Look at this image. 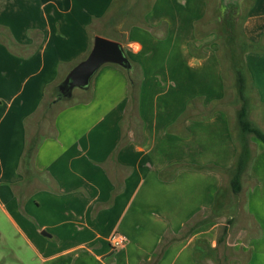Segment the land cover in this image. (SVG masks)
Returning <instances> with one entry per match:
<instances>
[{"label":"crops","instance_id":"0c3cea01","mask_svg":"<svg viewBox=\"0 0 264 264\" xmlns=\"http://www.w3.org/2000/svg\"><path fill=\"white\" fill-rule=\"evenodd\" d=\"M119 1L0 0V238L27 246L34 264H264V144L250 139L252 160L234 194L229 170L240 145L221 108L229 89L210 0H151L138 24L114 21V39L95 25ZM219 1L216 14L245 4ZM241 28L264 44V0H253ZM95 35L137 63V107L127 71L108 64L42 116ZM244 61L264 132V52ZM32 135L39 147L23 167ZM209 166L217 170L195 169ZM237 218L233 245L227 223ZM115 234L127 238L124 248L111 246Z\"/></svg>","mask_w":264,"mask_h":264},{"label":"trees","instance_id":"16d2710c","mask_svg":"<svg viewBox=\"0 0 264 264\" xmlns=\"http://www.w3.org/2000/svg\"><path fill=\"white\" fill-rule=\"evenodd\" d=\"M252 4L253 0H245V6H223V8L221 9V13H219V21L217 23L219 29L216 30L218 39L221 41V51L219 54V58L223 65V69H226V61H230L232 65L234 87L236 91L235 100L240 104V109L237 112V140L240 145V150L234 167L229 170V173L232 175V190L236 195H238L242 191V178L248 171L249 164L252 160L253 152L250 145V139L255 138L256 140L264 144V132L257 128L250 118V115L256 109L255 106L257 104V98L252 80L244 61V55L248 52H264V44H255L250 42L244 35L241 28L242 21L245 19L247 14V10L250 6H252ZM223 45L224 48L222 47ZM227 53L228 57L226 56ZM130 62L132 64L130 70H126L123 67L121 68L127 71V73L129 74L130 107L135 109L137 107L141 88L139 71L140 69L137 64L133 63L131 60ZM61 83L55 86L53 90V99L47 100L43 104L42 116H45L50 112V106L52 105L54 100L57 99V96L59 94V85H61ZM69 101V99L64 100V102ZM39 143L40 138L37 135H32L31 137H29L27 148L22 158L23 167H29L32 163L35 153L39 147ZM189 168L193 169L194 167ZM195 169L209 171L217 170V168L212 166L196 167ZM195 226L193 225L191 228L193 229ZM222 240L223 239L221 238L219 243H222ZM214 252V250L210 251L209 255L212 257Z\"/></svg>","mask_w":264,"mask_h":264},{"label":"rangeland","instance_id":"374dc122","mask_svg":"<svg viewBox=\"0 0 264 264\" xmlns=\"http://www.w3.org/2000/svg\"><path fill=\"white\" fill-rule=\"evenodd\" d=\"M150 3H151V0H120L119 4L117 5V6H119L118 10H116L115 13H112L109 17H107V19L104 22H102L100 24H96L95 27L99 28V27H102V25H104L105 29H103V31H105V33H107L109 36H111V38L116 39V38H118V35H117L116 31L112 30V29H114L112 27V24L114 23V21L116 20L117 23L120 21H124V23H125L124 29L127 28L128 26L133 25V24H138V22H141V19L143 18L145 11L147 10ZM219 3H220L219 0H210L211 9L209 12V21H211V22L213 21V22L218 23V21H219V14H216V12H215ZM243 6H245V4H243ZM126 9H127V11H129L130 9H133V10H131L132 13H125ZM118 11L120 13H118ZM217 29H219V27ZM96 30H98V29H94L93 32L95 33ZM218 42L221 45V41L219 39H218ZM224 45L222 46L223 48H224ZM195 49L196 48L194 46L191 47V50L193 53H196ZM220 51H221V48H220ZM226 52H227V50H226ZM226 56L228 57V53ZM129 60H131V59L129 58ZM133 63H135V62H133ZM225 67H226V69H224V79L226 82L225 83L226 89L227 90L229 89V92H228V98L225 101V103L223 104V107H221V108H223L228 113L229 118L231 120V123L233 124V126L235 125L234 129L237 131V128H236L237 127V125H236L237 124V112L240 109V104L237 103L235 100L236 99V91H235V87H234V75H233L232 65H231L230 61L225 62ZM142 70L143 69H141V72L143 73ZM76 91H78V90H76ZM196 102H197L196 100L192 101L194 114L196 112V110L194 108V105L196 104ZM257 107L258 106L256 104L255 113H252L250 115V118L252 119L254 124H255L256 118H258V116H259ZM56 112H57V110H56ZM47 128H48V126H47ZM47 128H46V131H47ZM230 212H232V214H233L234 210L232 209ZM232 217L234 218L235 215H229L228 220ZM230 222H231L230 224L227 223V225H229V229H230V233H231V237L229 239H230L231 243H233V245H234L238 242V237H239L240 230L242 227V222H240L239 218H237V221L235 219V222L232 220ZM10 240H13V241H10ZM18 242L19 241L16 238L12 239L11 234H8L6 239L0 238V255L5 256V264H34L35 261H31L29 259L32 256L31 251L25 245H24V247L19 248ZM13 248L16 250V252L13 250L14 253H12L10 250ZM230 249H232V248H230ZM220 253L224 254V251L220 252ZM18 254H20L22 257V260H21L22 263H19V261L17 260L18 258H16V256L19 257ZM213 256L215 258L217 255L214 254ZM227 256H228V258H230V261H231L233 258V255L230 253ZM242 261H245V257L242 259Z\"/></svg>","mask_w":264,"mask_h":264},{"label":"water","instance_id":"95a60500","mask_svg":"<svg viewBox=\"0 0 264 264\" xmlns=\"http://www.w3.org/2000/svg\"><path fill=\"white\" fill-rule=\"evenodd\" d=\"M117 65L130 70L132 64L122 45L114 40L96 36L88 57L77 64L59 87L55 102L70 99L75 89H88L93 77L104 65Z\"/></svg>","mask_w":264,"mask_h":264},{"label":"built area","instance_id":"2783aa9c","mask_svg":"<svg viewBox=\"0 0 264 264\" xmlns=\"http://www.w3.org/2000/svg\"><path fill=\"white\" fill-rule=\"evenodd\" d=\"M110 243H111V246L114 248V249H122L124 248L127 243H128V240L125 236L123 235H120V234H115L111 240H110Z\"/></svg>","mask_w":264,"mask_h":264}]
</instances>
